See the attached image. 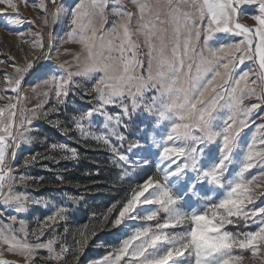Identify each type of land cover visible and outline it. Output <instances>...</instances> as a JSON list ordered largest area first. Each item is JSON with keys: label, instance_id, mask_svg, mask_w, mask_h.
<instances>
[{"label": "snow or ice", "instance_id": "obj_1", "mask_svg": "<svg viewBox=\"0 0 264 264\" xmlns=\"http://www.w3.org/2000/svg\"><path fill=\"white\" fill-rule=\"evenodd\" d=\"M130 2L135 11L123 0H77L59 41L78 46L64 49L71 62L53 58L59 54L56 41L46 44L43 30L16 32L32 52L22 64L11 62L13 72H4L0 85V92L14 93L6 102L0 96V217L14 213L7 222L0 219V264H68L70 257L80 264L89 235H96L87 224L71 243L67 227L58 233L56 226L71 215L64 204L31 230L19 218L30 204L41 203L18 190L38 155L23 159L24 170L17 158L22 145L34 142L33 123L40 119L102 142L125 175L128 169L155 168L100 217L116 230V240L89 264H243L247 253L264 264V206H256L258 200L264 205V184L257 182L264 180V123L249 141L241 140L261 107L245 100L264 102V0ZM49 5L56 25L62 12L56 0L34 4L45 13L46 27ZM20 7L17 0H0L7 25L35 23L22 18ZM245 61L255 67L237 74ZM25 85L36 99L31 110L19 107ZM73 90H86L91 106L73 109L62 122L61 109ZM109 106L118 111L110 113ZM96 116L103 124L93 131ZM49 149L78 158L77 150L64 144ZM254 168L257 175L249 178ZM241 222L255 230H242ZM229 225L237 230L228 231ZM5 252L19 260L5 259Z\"/></svg>", "mask_w": 264, "mask_h": 264}, {"label": "rangeland", "instance_id": "obj_2", "mask_svg": "<svg viewBox=\"0 0 264 264\" xmlns=\"http://www.w3.org/2000/svg\"><path fill=\"white\" fill-rule=\"evenodd\" d=\"M17 2L21 3L19 12L22 18H26L28 21H35V23H25L19 26L7 25L5 21L8 17L0 14V60H5V63L0 64V85L3 84L4 72H13V68L10 66L11 62L22 64L24 63L25 54L32 52L29 45L20 43V39L16 35L17 31L27 33L29 29L33 31L43 30L46 44L50 40L56 41L59 54L54 52L53 58L58 62L65 60L71 62V56L65 54L64 49H68L70 52L78 50V46L73 43L61 44L59 42L61 38L65 37V33L68 30L69 9L74 7L77 0H56L55 7L62 8L60 22L56 25H53L50 16V12L54 10V7L49 5V15L47 17L49 23L47 27L42 23L45 19V13L38 11L34 7V4L38 5L40 0H28L27 5H23L22 0H17ZM123 3L127 8L135 11V7L130 0H123ZM8 11L11 12V9H8ZM111 21L112 18L110 17L109 24L106 27L111 26ZM243 21L248 24L253 23L248 17H244ZM21 48H23V51H21ZM36 52H39V49H36ZM28 58H31V55ZM254 67L253 62L245 61L244 64L237 66L236 71L239 74ZM9 95L14 97V93L0 92V96L3 97L5 102ZM24 95H28L27 101L23 99ZM91 101L92 97L86 93V90L85 93L73 90V93L67 98V104L61 109L64 114L60 115L59 119L63 122L66 115H74L73 109L87 110L91 106ZM53 102H55L54 98ZM35 103L36 99L31 95L30 88L25 85L22 89L19 107L31 110ZM244 103H261V107L253 112L248 127H245L241 132V140L247 142L253 133L256 132V128L264 123V102L252 98L251 100H245ZM2 106L4 104L0 102V107ZM108 111L114 113L118 109L109 106ZM223 114L226 117L228 115L227 110H224ZM28 115L31 118L30 111ZM55 119H57L56 116L51 117V120L54 121ZM94 122L96 127L93 131H96L103 124V117H94ZM18 123L19 115L17 117ZM145 126V124L139 125L141 129ZM33 129L34 142L31 145H22L17 158L20 161L21 170H24L23 159L25 157L38 155V159L26 170L29 180L25 185L18 186V190L26 191L33 200H40L41 203L30 204L28 211L21 214L19 218L28 221L29 230H31L36 228L38 221H43L48 215L52 214L56 206L64 204L70 209L71 215L67 224L60 222L56 226V231L63 234L64 228L67 227L71 233L68 236L69 243L72 242V235L76 233V230L85 224L89 225V233L92 231L96 232L95 236L89 235L88 244L85 246L84 254L80 258V264H89L90 260L103 256L116 240V230L111 228L110 225L105 227L100 217L112 204H118V202L122 201L129 194L131 187L138 184L142 178H146L145 173L152 175L155 172V168L145 169L144 171L128 169L129 174L125 175V169L113 163V154L102 142H98L92 137H82L79 132L70 131L66 133L64 129L58 128L54 123L44 119L34 121ZM137 134L143 135V132H138ZM152 134L153 131L150 129L149 137ZM52 143L64 144L69 148H75L78 158L65 159L64 157L70 154L59 149L50 150L49 145ZM257 172L258 169H252L249 178L251 175H257ZM257 182L264 184V180L258 179ZM203 195L204 193H201V196ZM208 195H211V193H208ZM68 196L75 197L78 202L68 201L66 199ZM256 206L264 205L258 200ZM0 211H3V209H0ZM93 213L96 214L95 219L92 218ZM11 214L14 213L5 212L0 219L7 222V217ZM241 229L245 231L255 230V226L245 227L243 222H241ZM227 230L234 232L237 228L229 225ZM40 255L44 256L46 253L41 252ZM4 258L19 260L18 256L7 252L4 253ZM68 264H75V261L70 257ZM243 264H261V262L259 260L253 261L251 254L247 253Z\"/></svg>", "mask_w": 264, "mask_h": 264}]
</instances>
